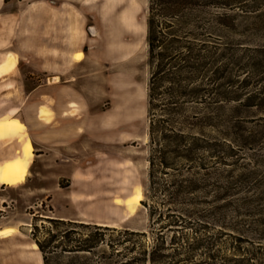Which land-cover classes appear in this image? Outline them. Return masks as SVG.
<instances>
[{"label":"rangeland","instance_id":"rangeland-1","mask_svg":"<svg viewBox=\"0 0 264 264\" xmlns=\"http://www.w3.org/2000/svg\"><path fill=\"white\" fill-rule=\"evenodd\" d=\"M33 1L37 0H19L10 10L17 12ZM136 1L138 8L134 20L142 24L137 25L139 28L145 27L147 0ZM46 2L48 6L62 4L65 9L79 10L81 15L84 14L86 35L93 39L95 48H102V29H106V25L103 22L102 26L98 18L91 19L90 8L84 0ZM197 10L198 13L236 15V25L222 29V43L231 50L234 62L231 81L246 77L248 86L228 87L230 94L226 92L225 98L213 103L215 99L211 96L197 99L192 107L200 112L207 101L217 108V129L226 139L224 164L218 167L231 173L232 180H239V187L225 206L223 200L213 203L210 195L199 193L193 204L183 207L181 213L184 210L191 212L184 217L186 223L177 222L174 228L164 232L163 237L168 242L175 233L186 236L188 242L193 239L194 243L198 241L202 245L190 259L181 255L180 264H264V102L259 104L257 99L250 105L246 100L264 85V79H260L264 77V0H238L222 10L210 7H198ZM92 24L96 27V37L88 33ZM138 31L137 34L121 35L123 42L135 39L136 50L120 62H109L102 53L95 52L72 68L68 65L67 70L51 73L39 70L37 61L16 62V73H19L16 86L20 91L16 97L4 96L5 104L14 101L33 118L38 104H46L59 112L68 101H74L80 106V112L73 123L84 125L85 134L77 138L68 134L70 130H66L63 136L55 134L54 130L68 122L58 118L51 126L27 127L23 133L0 138V154L6 153L10 159L20 157L22 144L30 143L33 147L26 164L25 180L15 185L0 184V227L11 225L19 231L11 240L0 239V264H42L39 249H31V243H35L34 238L43 241L50 230L54 232L53 223L48 218L90 224L91 233L95 231L94 227L108 229L107 241L117 238L114 229L143 231L146 233L144 243L152 241L159 224L151 222L147 209L140 202L144 199L147 183L149 153L146 96L138 119L108 132L92 126V115L115 104L109 83L114 73L137 82L145 93L150 67L145 31ZM53 76L58 81L51 84L48 78ZM257 78L260 82L255 84ZM232 94L238 96L233 98ZM122 131L131 135L130 141L118 142L116 135ZM205 133L216 136L212 127H207ZM48 134H52V138H46ZM36 149L39 150L34 151ZM137 189H140L142 198L134 211L116 203V199L125 202L134 197ZM57 227L58 231L68 229V225ZM74 230L84 231L80 227H74ZM57 247V242H52L46 251H58L60 248ZM99 249L107 251L105 245Z\"/></svg>","mask_w":264,"mask_h":264},{"label":"trees","instance_id":"trees-1","mask_svg":"<svg viewBox=\"0 0 264 264\" xmlns=\"http://www.w3.org/2000/svg\"><path fill=\"white\" fill-rule=\"evenodd\" d=\"M237 1L147 0L144 42L150 67L145 85L149 153L140 202L151 222L159 224L152 241L145 244V232L126 229L112 230L117 238L107 241L108 229L94 227L91 233L90 224L48 218L54 232H47L43 241L34 238L42 264H180L181 255L190 259L202 246L175 233L168 242L163 236L177 222L186 223L191 212L181 213L183 207L193 204L199 193L210 195L213 203L223 200L225 206L239 187V180H232L231 173L218 167L224 164L226 139L217 129V108L211 105L228 95V87L248 86L246 77L231 81L234 62L231 50L222 43V29L233 28L236 15L197 10H222ZM259 82L257 78L255 84ZM210 96L215 99L212 103L205 101L200 112L194 111L195 100ZM257 99L259 104L264 102V85L246 97L250 105ZM207 127L216 130V136L206 135ZM58 225H68L67 231H58ZM74 227L84 231L76 232ZM52 242H57L58 251H46ZM103 245L107 251L99 249Z\"/></svg>","mask_w":264,"mask_h":264},{"label":"bare ground","instance_id":"bare-ground-1","mask_svg":"<svg viewBox=\"0 0 264 264\" xmlns=\"http://www.w3.org/2000/svg\"><path fill=\"white\" fill-rule=\"evenodd\" d=\"M84 4L91 10L97 9L101 19L106 25L107 46L106 53L111 62H120L132 56L136 50V42H123L120 39L122 33L137 34L138 30L143 31L142 25L134 20L138 3L136 0H84ZM139 23V24H138ZM92 43L93 39H89ZM85 53H77L73 56L75 62L81 63L86 59ZM15 69V61L12 55L7 54L0 61V78L9 74ZM49 83H56V76L50 77ZM113 91L111 97L115 99V104L108 110L92 116V126L98 130L112 131L120 125L132 122L141 116L145 93L141 86L121 73H114L109 81ZM63 110L58 112L59 118L70 119L77 117L80 106L74 101H68ZM17 109L10 108L7 118L0 119V138L5 135H17L27 130V126L32 129L50 126L57 117L54 109L46 104H38L33 118L24 113V122L15 119ZM91 123V122H90ZM89 125V122L87 123ZM86 124V125H87ZM87 125V127H88ZM83 128L78 127L76 133H83ZM108 138V137H106ZM46 140L45 137H43ZM43 139H38L40 142ZM118 142L126 143L131 140V135L125 131L116 135ZM33 147L30 143H24L20 147V157L0 161V184L15 185L25 180L27 171L26 164L32 155ZM142 198L140 189L134 197H129L125 202L116 199V203L126 206L132 212L139 205ZM19 234L15 226L5 225L0 227V239H13ZM31 249L38 250L35 243H31ZM40 259V258H39ZM36 260H38L36 258Z\"/></svg>","mask_w":264,"mask_h":264},{"label":"crops","instance_id":"crops-1","mask_svg":"<svg viewBox=\"0 0 264 264\" xmlns=\"http://www.w3.org/2000/svg\"><path fill=\"white\" fill-rule=\"evenodd\" d=\"M37 1L26 4L22 9L19 8L17 12H14L10 8L15 3H19V0H0V61L7 54L12 55L15 61V69L0 78V119L7 118L8 110L15 107L17 109L15 119L24 122L23 114L26 113L24 109L14 101L6 105L3 100L4 96H18L16 94L20 91V87L16 86L19 77L17 75L19 73H16L17 61H37L40 65L39 70L47 73L59 72L61 69L67 70L68 65L72 68L79 64L74 61L73 56L80 52L87 56L99 52L107 61L111 62L106 53L107 36L105 29H102V48H95L89 42L91 38L85 32L84 14L81 15L79 10L65 9L62 4L58 7H52L47 5L46 0ZM88 11L91 12L89 16L101 20L103 26L104 21L99 13L91 9ZM142 28L145 31V27ZM120 39L122 40L121 36ZM131 41H135V39ZM96 55L98 56V54ZM56 113L57 117L53 122L59 118L58 111ZM76 118L65 119L68 122L63 123L64 125L60 129L54 130L56 133H53L63 136L66 130H70L71 133L68 131V134H71L73 138L85 134L84 125L80 122L73 123ZM27 127L31 128V126ZM78 127H82L84 132L77 134L76 129ZM52 136V134H48L46 138L50 139ZM5 154H0V161L10 159ZM16 245L20 246L19 243ZM36 256L40 258L38 254Z\"/></svg>","mask_w":264,"mask_h":264},{"label":"water","instance_id":"water-1","mask_svg":"<svg viewBox=\"0 0 264 264\" xmlns=\"http://www.w3.org/2000/svg\"><path fill=\"white\" fill-rule=\"evenodd\" d=\"M88 33H89V35H91V37H96V36H95V33L93 32L92 29H90V27L88 28ZM92 33H93V34H92Z\"/></svg>","mask_w":264,"mask_h":264},{"label":"flooded vegetation","instance_id":"flooded-vegetation-1","mask_svg":"<svg viewBox=\"0 0 264 264\" xmlns=\"http://www.w3.org/2000/svg\"><path fill=\"white\" fill-rule=\"evenodd\" d=\"M92 19H94V18H92ZM93 22V21H92ZM94 25L92 24V26L90 27V29H92L93 30V32H95L96 31V27H93Z\"/></svg>","mask_w":264,"mask_h":264}]
</instances>
